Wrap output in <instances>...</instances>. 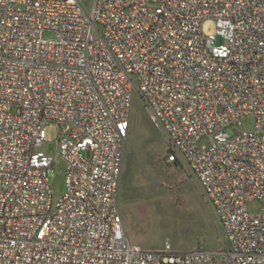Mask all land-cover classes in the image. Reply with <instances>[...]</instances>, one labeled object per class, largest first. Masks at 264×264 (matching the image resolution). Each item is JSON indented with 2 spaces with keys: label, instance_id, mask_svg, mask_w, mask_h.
<instances>
[{
  "label": "built area",
  "instance_id": "2783aa9c",
  "mask_svg": "<svg viewBox=\"0 0 264 264\" xmlns=\"http://www.w3.org/2000/svg\"><path fill=\"white\" fill-rule=\"evenodd\" d=\"M135 96L223 247L129 240L119 196ZM50 123L57 157L42 150ZM0 264H264V0H0Z\"/></svg>",
  "mask_w": 264,
  "mask_h": 264
},
{
  "label": "rangeland",
  "instance_id": "374dc122",
  "mask_svg": "<svg viewBox=\"0 0 264 264\" xmlns=\"http://www.w3.org/2000/svg\"><path fill=\"white\" fill-rule=\"evenodd\" d=\"M215 31L213 19L203 23L204 34ZM221 42L217 39V43ZM253 125V119H245L236 128L247 130ZM59 134L55 123L46 126L42 150L53 157L58 155ZM166 156L167 143L162 131L135 96L119 196L129 240L150 250L162 249L167 240L176 251L223 247L222 230L198 182L183 166L169 163ZM50 181L54 196L62 195L65 190L63 162L56 165Z\"/></svg>",
  "mask_w": 264,
  "mask_h": 264
}]
</instances>
